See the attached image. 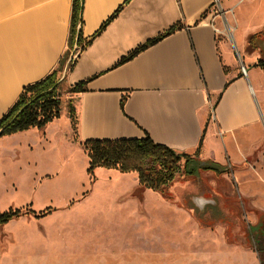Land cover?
Masks as SVG:
<instances>
[{"label": "crops", "instance_id": "0c3cea01", "mask_svg": "<svg viewBox=\"0 0 264 264\" xmlns=\"http://www.w3.org/2000/svg\"><path fill=\"white\" fill-rule=\"evenodd\" d=\"M211 3L85 0L83 46L71 67L69 56L61 73L67 91L86 83L83 92H69L80 146L87 139L150 136L199 160L222 165L247 161L257 146L249 144L251 154L243 148L260 120L252 79L257 82L264 76V69L256 66L264 61V48H252L249 37L264 31V0H222L233 39L216 31L222 23L211 22ZM72 6L73 0H0V120L25 87L60 66L70 50ZM172 27V34L121 64L132 51ZM236 39L250 70L245 56L236 53ZM65 127L71 138L70 116L61 110L60 118L43 131L32 128L1 137L0 177L6 172L5 147L13 140L41 134L40 139L51 144V134ZM19 147L11 145L8 152L15 151L18 158ZM238 155L240 163L235 160Z\"/></svg>", "mask_w": 264, "mask_h": 264}, {"label": "rangeland", "instance_id": "374dc122", "mask_svg": "<svg viewBox=\"0 0 264 264\" xmlns=\"http://www.w3.org/2000/svg\"><path fill=\"white\" fill-rule=\"evenodd\" d=\"M252 81L260 120L243 152L251 154L252 144L255 152L224 175L190 161L192 175L166 190L171 200L140 186L135 172L100 167L88 173L74 128L71 138L66 127L51 134V144L41 134L13 140L4 150L0 212L51 213L0 226V264H261L251 231L264 214V76ZM66 88L60 87L61 110L70 116L74 100ZM19 144L16 158L8 150ZM193 195L215 200L222 216L214 204L200 213Z\"/></svg>", "mask_w": 264, "mask_h": 264}, {"label": "trees", "instance_id": "16d2710c", "mask_svg": "<svg viewBox=\"0 0 264 264\" xmlns=\"http://www.w3.org/2000/svg\"><path fill=\"white\" fill-rule=\"evenodd\" d=\"M85 0H73L71 32L69 46L72 50L75 44L82 47L83 22L82 14ZM80 26V28H79ZM176 27L163 34L147 41L128 56L122 59L125 63L140 52L157 44L165 37L175 31ZM263 33L253 34L249 37L252 48L263 46ZM68 51L61 61L58 69L46 76L44 79L28 85L24 88L18 101L10 111L0 120V138L19 132L37 128L43 131L46 126L60 118L61 114V93L60 87L64 79H61L67 60L71 51ZM257 67L264 69V61H260ZM71 67V64L68 65ZM86 83H79L72 87L69 92L80 93L85 90ZM70 109V119L74 131H76L75 107ZM83 149L89 158L88 173L93 174L96 168L115 169L121 173L135 172L138 174L140 186L152 190L167 200L172 196L166 194V190L182 176L192 175L188 165L192 160H199L188 154L177 153L174 149L154 141L150 136L144 138H118V139H87L82 143ZM202 170L213 171L218 175L231 172L229 165H222L217 162L199 160ZM51 213V208L40 212L32 209H8L0 212V226L23 216L33 215L37 218L44 217ZM260 221L258 220V230H252L254 246L260 257L261 264H264V233L259 231Z\"/></svg>", "mask_w": 264, "mask_h": 264}, {"label": "built area", "instance_id": "2783aa9c", "mask_svg": "<svg viewBox=\"0 0 264 264\" xmlns=\"http://www.w3.org/2000/svg\"><path fill=\"white\" fill-rule=\"evenodd\" d=\"M207 14L211 17V22L215 23V19H220L222 23L221 28H216V31L219 34H225L229 38L233 39V31L230 26V23L227 20V11L223 7L222 0H212V3L207 11ZM81 51V48L77 46H74V48L71 50L70 58L68 65L72 64L74 59L77 57L79 52ZM67 65V66H68ZM241 72L243 75H247V70L245 66H241Z\"/></svg>", "mask_w": 264, "mask_h": 264}, {"label": "water", "instance_id": "95a60500", "mask_svg": "<svg viewBox=\"0 0 264 264\" xmlns=\"http://www.w3.org/2000/svg\"><path fill=\"white\" fill-rule=\"evenodd\" d=\"M79 28H80V26H79ZM262 47L264 48V42H263V46ZM194 197L197 199V203L196 202L195 203H196V206L199 208V212L200 213H202L205 210L207 205H212V204L216 205L217 204V202L215 200H214V202L210 203L211 201L207 200L202 195L201 196L193 195L192 198H194ZM259 221H260V224H261L260 227H259V231H262L264 233V214H261L259 216Z\"/></svg>", "mask_w": 264, "mask_h": 264}, {"label": "flooded vegetation", "instance_id": "af4514ba", "mask_svg": "<svg viewBox=\"0 0 264 264\" xmlns=\"http://www.w3.org/2000/svg\"><path fill=\"white\" fill-rule=\"evenodd\" d=\"M227 165H229V164H227ZM229 166H230V165H229ZM205 172H208V173H209V172H212V171H206V170H205ZM213 173L216 174V175H218V174L215 173V172H213ZM230 173H231V172H230ZM222 175H224V174H222ZM185 177H187V176H185ZM180 192H182L183 194L185 193V192H183V191H180ZM216 206H218V209L215 210V211H217V212L220 211V212H221V216H222L223 213H222V211H221L220 205H219V204H216ZM213 211H214V210H213ZM251 229H252V227H251Z\"/></svg>", "mask_w": 264, "mask_h": 264}]
</instances>
